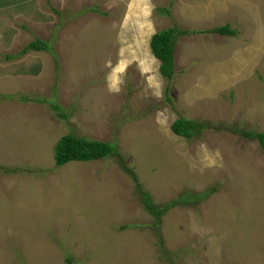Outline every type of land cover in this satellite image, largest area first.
<instances>
[{"label":"rangeland","instance_id":"rangeland-1","mask_svg":"<svg viewBox=\"0 0 264 264\" xmlns=\"http://www.w3.org/2000/svg\"><path fill=\"white\" fill-rule=\"evenodd\" d=\"M174 25L167 79L149 40ZM0 95V264H264V150L234 130L264 132V0H0ZM66 133L116 153L58 167Z\"/></svg>","mask_w":264,"mask_h":264},{"label":"trees","instance_id":"trees-1","mask_svg":"<svg viewBox=\"0 0 264 264\" xmlns=\"http://www.w3.org/2000/svg\"><path fill=\"white\" fill-rule=\"evenodd\" d=\"M51 9L56 10L51 6ZM167 11V10H166ZM203 33L215 32L220 35H234L236 30L229 27L228 24L215 26L202 31ZM187 33V30L180 29L177 25L164 28L160 31L153 33L149 40V47L151 53L156 59L159 60V71L165 78L170 79L174 73V51L176 38L182 34ZM50 41L43 40L39 37H35L28 43H26L20 52L25 53L27 50H42L48 51L52 56H55V51L49 44ZM12 55H7L10 58ZM166 88V87H165ZM0 97H4L0 95ZM55 108H59L58 106ZM206 122H199L197 120L189 119L179 116L170 125L171 131L178 136L185 139H191L194 135L198 134L204 128H207ZM244 137L249 139H255L259 146L264 150V132L252 131L234 128ZM54 163L56 166H61L71 161H91L103 159L116 153V147L109 141H100L95 139H89L86 137H80L73 133H66L62 135L54 144L53 151ZM129 172L132 170L127 169ZM132 173V172H131ZM205 193H192L185 191L179 195L177 200L168 201L166 204L158 205L151 200L147 193H142L141 202L143 209L150 215L154 216L155 222L159 221L160 216L164 214L171 206L176 204V201H192L194 199L203 198ZM194 198V199H193ZM66 264H72L70 257L65 259Z\"/></svg>","mask_w":264,"mask_h":264},{"label":"crops","instance_id":"crops-1","mask_svg":"<svg viewBox=\"0 0 264 264\" xmlns=\"http://www.w3.org/2000/svg\"><path fill=\"white\" fill-rule=\"evenodd\" d=\"M136 6H137V4H136ZM136 6H132V2H131V3H130V10H129V13H130V14L127 12V8H125V10H126V11L124 10V12H125V16H126V17L128 16V17L131 18L132 15H133V12H131L132 7L134 8V7H136ZM139 9H140V7L138 8V10H139Z\"/></svg>","mask_w":264,"mask_h":264},{"label":"clouds","instance_id":"clouds-1","mask_svg":"<svg viewBox=\"0 0 264 264\" xmlns=\"http://www.w3.org/2000/svg\"><path fill=\"white\" fill-rule=\"evenodd\" d=\"M153 55V54H152ZM154 56V55H153ZM158 60V59H157ZM159 61V60H158Z\"/></svg>","mask_w":264,"mask_h":264}]
</instances>
